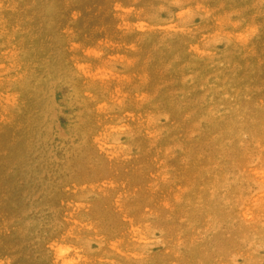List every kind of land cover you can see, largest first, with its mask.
Returning <instances> with one entry per match:
<instances>
[{"label": "rangeland", "instance_id": "obj_1", "mask_svg": "<svg viewBox=\"0 0 264 264\" xmlns=\"http://www.w3.org/2000/svg\"><path fill=\"white\" fill-rule=\"evenodd\" d=\"M0 264H264V0H0Z\"/></svg>", "mask_w": 264, "mask_h": 264}]
</instances>
